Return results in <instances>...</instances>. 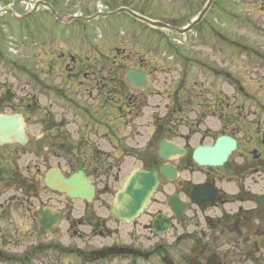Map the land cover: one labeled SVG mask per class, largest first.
I'll return each mask as SVG.
<instances>
[{
  "label": "flooded vegetation",
  "instance_id": "af4514ba",
  "mask_svg": "<svg viewBox=\"0 0 264 264\" xmlns=\"http://www.w3.org/2000/svg\"><path fill=\"white\" fill-rule=\"evenodd\" d=\"M72 61L75 62L74 57ZM88 61L82 64L83 69H92ZM88 74L87 71L84 82L76 76L73 83L67 81L62 86L63 90L59 89L62 100L69 103L73 99L68 93L73 89V108L64 111L68 119L77 120L79 114L75 113L76 109L80 112L84 109L90 118H94L88 104L103 110L108 98L116 91V83L111 77H89ZM75 85L78 88L85 86V90L90 91L89 97L83 99L86 101H82L79 92L75 99ZM123 89L120 99L128 101L125 86ZM11 107L13 111L17 110L15 106ZM19 108L25 117H29L27 104ZM240 114V109L235 110L233 119H228L218 131L235 138L238 143L235 157L222 168L203 169L194 165L190 153L198 134L196 130H192L191 136L185 139L173 137L175 141L184 140L183 144L178 142L185 150L184 157L170 163L177 169L178 177L174 181L161 179L152 203L131 224L115 221L109 211L114 194L110 153L106 159L79 156L77 159L55 161L45 158L35 162L17 158L6 163V159L0 158V210L18 212L24 209L34 225L29 227L30 241L24 244L26 250L23 253L14 250L9 257L2 253L0 256L5 258L2 261L11 264H97L99 258L100 261H108L105 264H264V210L256 203L264 194V127H256L261 122L253 115L246 132V128L242 129L240 125ZM61 122L62 129L70 124L67 119ZM167 124L165 122L164 126ZM52 127L53 124L46 127L48 133L52 132ZM164 131L176 132L172 126L165 127ZM215 137L216 134L204 131L200 144H209ZM51 140L54 143V139ZM56 142L63 146L66 138L58 137ZM152 163L156 166L154 169L163 164L157 159H152ZM116 165L117 182L123 169L119 167L120 162ZM53 169L64 176L84 170L96 186L95 201H77L76 204L65 195L49 190L45 179ZM5 176L9 180H5ZM196 185H211L215 193L208 194V200L196 205L191 197ZM171 196L186 204L182 220L167 207ZM43 208H49L50 218L59 215L56 239L49 238L38 228ZM158 216L168 220V230L156 223ZM51 251L56 254L49 255Z\"/></svg>",
  "mask_w": 264,
  "mask_h": 264
},
{
  "label": "rangeland",
  "instance_id": "374dc122",
  "mask_svg": "<svg viewBox=\"0 0 264 264\" xmlns=\"http://www.w3.org/2000/svg\"><path fill=\"white\" fill-rule=\"evenodd\" d=\"M206 1L207 0H72L68 8H66V0H55L52 2V4L54 9L60 14H68L69 11L80 12V10H82L83 15H87L86 13L95 12V10H98L97 8L102 5L105 7L107 4H111L116 7L125 4L136 8L141 13L144 12L147 15L158 17V19L160 17H166L165 20H162L167 22L166 19L169 18L167 14L171 15L173 13V11H171L172 8L176 9V13H183L186 7L192 5V17L201 10ZM234 4H236L237 7H234ZM142 5H146L147 8H144ZM215 6L216 8H214ZM16 11L19 10L17 9ZM42 15L43 13L36 14L27 21L23 22H18L11 16H6L0 19V52L5 54L6 57L10 53V58L3 57L0 59V86L6 84L9 88H12V92L14 94L16 93L18 97L24 95V93H27L24 89V85L25 82H28L29 77H26L24 71L20 69H14V64L22 67L25 66L28 70L36 72L35 77H43V72H47L51 78H55L58 81V87L63 86L62 83L64 81L61 79V77L66 76L67 73H70L69 71L65 70V65L69 62H64V60L59 59L57 57V53H55L57 47H63L64 50L68 51L69 46L66 44L57 45L54 46V54L46 55L42 53V39L44 37V35L41 33L44 29ZM188 19L189 17H186L184 22L187 21L186 23H189ZM222 19L223 26H221L220 23ZM218 20L220 21L219 23ZM46 21H50V19H45L44 22ZM89 26H92L95 31H110L112 35L114 33L118 35L124 34V31L130 33L131 29H138V27H133L127 14L115 15L107 18L101 16L96 21L89 24L88 27ZM51 28L57 30L58 26L53 23ZM212 29L220 31L223 29L224 33L226 34L225 36H227L228 39H233L232 41L235 40L238 43L240 46V53H238L237 47L235 49L236 51L231 50L226 43H220L212 35L203 37V39H201V36V38L199 36L196 37L198 32L201 31L203 33L209 34ZM5 31H11V33L9 34ZM89 31L93 32V30ZM140 32L143 35L137 36L138 38L135 40V42L138 44V46L135 48L138 53H142L143 55V59L146 63H144L143 66L147 72H152L154 75H156V77H158L164 84L163 88H167L166 90L169 91L170 82L168 80L171 78L169 69L167 68L169 66L167 64L162 66V68H160L161 72H159V70H156L158 68V64L155 60L157 59L156 52L165 50L162 48L159 49L158 46L160 43L157 39V36L155 35L156 33L149 32V30L144 32L142 28L140 29ZM195 33L194 36H185L182 38L181 36L174 33L161 30L159 36L161 39H166L168 42V50H172V48H175V46H177V49L179 47H189L190 51L193 53L199 52V57L202 59H207L209 66H214L218 69L225 68L233 72L234 75L244 83L247 90H250L253 93L264 94V85H259L258 82H255V80H258L260 77V74L256 73V67L260 64H264V0H237L234 2L232 0H216L206 21L201 24V27H199ZM1 42L4 44L1 45ZM33 42H35L36 45H33ZM125 42H127V40L123 41L122 39L119 40L115 38L111 40L113 47H123L124 45H127ZM5 45L9 48V51L6 49ZM128 45H131L129 40ZM243 47L250 48L252 52L250 51L249 54L245 55L241 51ZM183 48L179 49L182 50ZM168 54L170 55V53ZM1 56L2 55L0 54V58ZM136 62L132 61V64H135ZM162 64L164 63L160 62L159 65ZM62 70L64 75L60 76ZM45 77L47 78L46 75ZM165 79L168 81L167 83L165 82ZM45 82H49V80L47 79ZM207 82L208 89L205 90V96H203L201 100L198 99L197 102L192 101L191 99L196 93L192 92L182 94L181 98L184 100L186 106L189 104L188 101H192V111H196L197 106H199L201 102L203 107L208 106V104L213 99L219 95H222L221 93L233 92V87L230 85L231 83H228L226 79L219 78L216 75L211 76L208 74ZM38 91H40L39 88L34 92L39 98H42ZM86 95L87 93L84 94V96ZM51 103L53 105L55 104V101H53L52 98L49 99V101L41 99L39 105L33 104L35 114L40 115L39 112L43 111V106L48 107ZM54 109L59 112L58 107ZM188 109L189 107H186V110ZM187 117L189 123L191 124L193 122L190 118L191 116L187 115ZM53 119L57 120V117H54ZM130 128L131 126L128 125V128H126L124 132L119 133L120 136L125 135L126 138L124 139L130 138L132 140V146L134 147L132 151L139 150L136 148L138 143L141 146L140 149L142 151H147L148 146L144 143L145 141H148V136H143V138L139 139L135 133L130 132ZM38 130L39 128L35 127L34 130L30 131L31 136L40 134ZM8 150L13 151L14 148H9ZM25 152L26 150L23 149L19 151V154L23 155ZM3 155L6 157L14 156L8 154L7 151L6 154ZM132 157L133 158L130 161L131 165H139L140 162L137 160V157L135 155ZM12 221L13 219H5L0 221V248H3L4 250H2L7 252H9L11 248H14V244L8 235H5L6 238L1 236L5 232L11 230L13 231V237L20 240L21 235L27 233L29 227V224H26L27 222L24 220L23 222H20L22 225L18 231H16L17 227H13L15 222ZM22 241H24V239H22ZM48 241L50 242V240Z\"/></svg>",
  "mask_w": 264,
  "mask_h": 264
},
{
  "label": "water",
  "instance_id": "95a60500",
  "mask_svg": "<svg viewBox=\"0 0 264 264\" xmlns=\"http://www.w3.org/2000/svg\"><path fill=\"white\" fill-rule=\"evenodd\" d=\"M14 123H15L14 119L0 117V133L4 134V133H8L11 130H14ZM142 179L143 180H140V177L136 176V178H134L131 182L130 189L133 190L134 185L136 184V186H137L138 182L145 183L144 180L146 178H142ZM153 186H152V188H153ZM141 187H143V188L140 190H136V193L134 195H132V197L136 203L133 204V206L131 207V208H134V210H132V212H131V215L137 213L138 210L143 207V204L147 201L148 195L151 192V185L141 186Z\"/></svg>",
  "mask_w": 264,
  "mask_h": 264
}]
</instances>
